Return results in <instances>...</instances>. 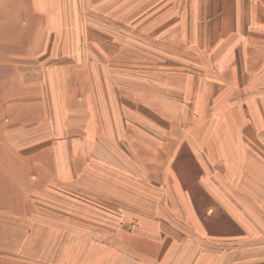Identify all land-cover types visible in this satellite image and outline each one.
Masks as SVG:
<instances>
[{
	"label": "crops",
	"instance_id": "0c3cea01",
	"mask_svg": "<svg viewBox=\"0 0 264 264\" xmlns=\"http://www.w3.org/2000/svg\"><path fill=\"white\" fill-rule=\"evenodd\" d=\"M1 1L0 264H264V0Z\"/></svg>",
	"mask_w": 264,
	"mask_h": 264
},
{
	"label": "rangeland",
	"instance_id": "374dc122",
	"mask_svg": "<svg viewBox=\"0 0 264 264\" xmlns=\"http://www.w3.org/2000/svg\"><path fill=\"white\" fill-rule=\"evenodd\" d=\"M1 1V0H0ZM2 2V1H1ZM6 2H10V0H7ZM2 3H4V1L2 2ZM0 5H2V4H0ZM0 15H1V12H0ZM93 30V29H92ZM152 45H149V44H147V47H149V48H151V49H153L152 47H151ZM159 49H157L156 48V51H158ZM167 50V51H166ZM169 47H167L166 49H161V53H162V55H163V59H162V66H163V70L164 69H168L170 66H172V65H170V63H173V62H175L174 60H170L169 58H165V55H167V54H169ZM154 63V60L153 59H150V57H147V66H150L151 64H153Z\"/></svg>",
	"mask_w": 264,
	"mask_h": 264
}]
</instances>
